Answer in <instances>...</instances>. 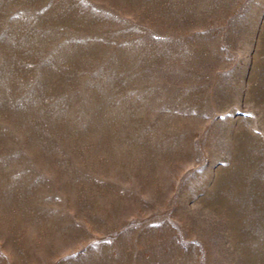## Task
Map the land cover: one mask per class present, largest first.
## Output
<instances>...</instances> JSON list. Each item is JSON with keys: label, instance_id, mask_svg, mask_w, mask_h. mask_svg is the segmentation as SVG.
I'll list each match as a JSON object with an SVG mask.
<instances>
[{"label": "rangeland", "instance_id": "obj_1", "mask_svg": "<svg viewBox=\"0 0 264 264\" xmlns=\"http://www.w3.org/2000/svg\"><path fill=\"white\" fill-rule=\"evenodd\" d=\"M0 264H264V0H0Z\"/></svg>", "mask_w": 264, "mask_h": 264}]
</instances>
